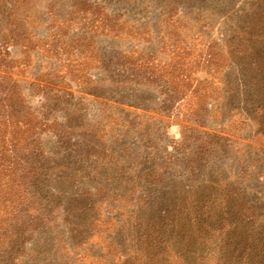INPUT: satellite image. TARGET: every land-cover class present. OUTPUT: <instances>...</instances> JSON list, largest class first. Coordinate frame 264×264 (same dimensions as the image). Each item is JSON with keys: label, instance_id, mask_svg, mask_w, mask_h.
I'll list each match as a JSON object with an SVG mask.
<instances>
[{"label": "rangeland", "instance_id": "1", "mask_svg": "<svg viewBox=\"0 0 264 264\" xmlns=\"http://www.w3.org/2000/svg\"><path fill=\"white\" fill-rule=\"evenodd\" d=\"M263 45L264 0H0V264H202L227 190L264 226Z\"/></svg>", "mask_w": 264, "mask_h": 264}, {"label": "trees", "instance_id": "2", "mask_svg": "<svg viewBox=\"0 0 264 264\" xmlns=\"http://www.w3.org/2000/svg\"><path fill=\"white\" fill-rule=\"evenodd\" d=\"M251 55L261 56V60H258L262 64L261 70H264V45L263 49L253 51ZM258 108L263 114L264 104ZM233 194L232 190L225 192L224 202L219 208L221 211L213 218H204L207 206L201 207L195 203L196 226L210 233L204 244L207 251H198L196 254L199 263L204 264L214 245L218 249L220 264H264V226L260 225L256 229L252 222L257 220L258 211L244 203L242 211H237L239 205L235 203ZM215 195L217 197L219 193Z\"/></svg>", "mask_w": 264, "mask_h": 264}]
</instances>
